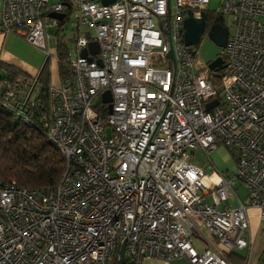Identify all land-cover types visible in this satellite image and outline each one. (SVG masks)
<instances>
[{"label":"built area","instance_id":"1","mask_svg":"<svg viewBox=\"0 0 264 264\" xmlns=\"http://www.w3.org/2000/svg\"><path fill=\"white\" fill-rule=\"evenodd\" d=\"M208 3L3 0L0 31L46 56L45 29L73 13L74 47L70 76L50 87L48 101V138L65 160L63 174L48 190L0 179V264H110L122 242L126 264H230L227 253L249 246L248 208L258 209L264 225V0H221L218 13L233 31L218 71L195 62L183 40L187 12L199 17ZM92 41L98 54L81 56ZM32 81L4 80L0 88L1 105L25 123L37 91ZM219 145L236 161L232 178L189 161L195 150ZM229 197L238 204L217 207Z\"/></svg>","mask_w":264,"mask_h":264},{"label":"trees","instance_id":"2","mask_svg":"<svg viewBox=\"0 0 264 264\" xmlns=\"http://www.w3.org/2000/svg\"><path fill=\"white\" fill-rule=\"evenodd\" d=\"M220 16L222 15L218 12L207 14L206 32L216 23L224 25V16L222 19ZM63 23L64 21L58 24L55 34L54 55L60 80L70 76L68 49L61 36ZM219 56L226 66L225 57L221 54ZM48 57L37 76L27 75L15 66L0 62V88L2 81L14 82L19 77L36 83L34 105L26 111L29 123L17 117L15 110L4 108L0 103V179L13 181L17 187L27 190H48L56 187L65 167L63 156L48 138V101L52 86ZM217 78L218 74L213 75L215 84H218ZM119 249L118 246L110 264H117ZM226 257L230 264H244L245 258L233 252L227 253ZM125 261L124 258L123 264H126Z\"/></svg>","mask_w":264,"mask_h":264},{"label":"crops","instance_id":"3","mask_svg":"<svg viewBox=\"0 0 264 264\" xmlns=\"http://www.w3.org/2000/svg\"><path fill=\"white\" fill-rule=\"evenodd\" d=\"M211 0H209L210 3ZM221 2V0H220ZM208 3V4H209ZM3 0H0V7ZM49 16V15H47ZM50 17V16H49ZM259 21L264 24V16L259 17ZM55 28V27H48ZM47 28V29H48ZM56 32V28H55ZM53 40V45L51 44ZM54 38L51 39L46 34V48L53 47L55 53ZM45 53L39 48L26 42L24 39L18 37L13 33H4L0 31V62L17 67L24 71L27 75L37 76L43 66ZM53 57V61H51ZM48 67L50 70V82L52 85H57L60 81L57 69V60L55 55L48 57ZM52 65H51V63ZM209 168V167H208ZM207 168V169H208ZM238 196V194H236ZM241 201L245 198L238 196ZM231 200V201H230ZM234 201V203L232 202ZM238 200L235 197H229L227 200L220 203L217 207L222 208L226 205L236 206ZM248 228L246 231L247 237L250 239L249 246L240 250H236L233 254L244 257V264H264V225L259 218V211L256 207H250L247 210ZM206 240L210 246H216L215 238L207 236ZM203 250V247H200ZM143 264H191L186 258H176L172 260H162L154 258H145Z\"/></svg>","mask_w":264,"mask_h":264},{"label":"rangeland","instance_id":"4","mask_svg":"<svg viewBox=\"0 0 264 264\" xmlns=\"http://www.w3.org/2000/svg\"><path fill=\"white\" fill-rule=\"evenodd\" d=\"M53 1L54 0H50V2H53ZM219 5H220V0H211L210 3L207 5L206 10L208 13H216L219 11ZM73 19H74V16L72 13L71 15L68 16V19L64 21L63 30L61 32V36L63 37V40L66 42L68 52H71L72 48L74 47V41L72 39L74 28L71 25V21ZM223 24L225 27L228 28L229 32L233 31L232 25L230 23V19L226 15L223 17ZM85 30L86 28L84 26L80 27L81 32ZM45 34H48V37L51 39L54 38V41L56 40L55 28H48V29L46 28ZM51 44L53 45V40ZM192 46H193V51H194L195 62H199L202 64L208 63L214 60L216 57L220 55V52H221V48H219L213 41L210 40L207 32H205L201 36L197 44H194ZM47 53L50 56H52L54 54V48L48 47ZM51 59H52L51 61H53V57ZM189 161L195 164L196 166L203 168L205 171L207 170L209 165L212 164L214 169L217 172L223 174V176L226 178H232L233 175L236 173V169H237V165H236V161L234 157L232 156L229 149L223 145H219L217 148L211 150L208 154H206L201 149L195 150L193 153L190 154ZM233 189L236 192V194H238L239 197L245 198L244 201L246 200L247 191L242 186V184L239 183L238 180L234 182ZM208 202H210L209 199H208ZM232 202L234 203V201ZM194 240H195L194 245L198 250H200V247H203L204 249L207 246L197 236H195Z\"/></svg>","mask_w":264,"mask_h":264},{"label":"water","instance_id":"5","mask_svg":"<svg viewBox=\"0 0 264 264\" xmlns=\"http://www.w3.org/2000/svg\"><path fill=\"white\" fill-rule=\"evenodd\" d=\"M114 0H100V2L104 5L111 4ZM207 11H202L200 13L199 17H195L193 15V12L189 10L187 12V17L183 20V40L185 45H194L197 44L201 38V36L204 34L205 31V25H206V19H207ZM50 17L58 20L63 19V15L59 13L52 12L50 13ZM220 19H222V16H220ZM208 37L211 41H213L219 48H224L228 35L229 30L227 27H225L222 24H214L210 30L207 32ZM99 48L98 44L95 41H92L88 44V47L81 51V56H86L87 53H90L91 55L98 54ZM169 56L172 58V51L170 50ZM97 62L101 64V60L98 59ZM208 68L210 70H218L225 67L223 65V60L220 56L216 57L214 60L210 61L208 64ZM102 99L105 102H109L111 100L110 92L105 91L102 94ZM217 104V100H213L209 102L206 105L207 110H209L213 105ZM124 253H125V242H122L120 249H119V255L117 259V264H123L124 263Z\"/></svg>","mask_w":264,"mask_h":264},{"label":"flooded vegetation","instance_id":"6","mask_svg":"<svg viewBox=\"0 0 264 264\" xmlns=\"http://www.w3.org/2000/svg\"><path fill=\"white\" fill-rule=\"evenodd\" d=\"M216 24H219V23H216Z\"/></svg>","mask_w":264,"mask_h":264}]
</instances>
